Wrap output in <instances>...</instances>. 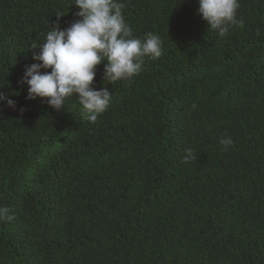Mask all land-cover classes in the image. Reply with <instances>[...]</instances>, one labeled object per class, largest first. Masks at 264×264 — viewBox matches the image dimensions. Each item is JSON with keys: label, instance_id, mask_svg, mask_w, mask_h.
Wrapping results in <instances>:
<instances>
[{"label": "trees", "instance_id": "16d2710c", "mask_svg": "<svg viewBox=\"0 0 264 264\" xmlns=\"http://www.w3.org/2000/svg\"><path fill=\"white\" fill-rule=\"evenodd\" d=\"M121 2L163 51L112 84L97 66L111 102L93 123L75 97L57 111L18 83L74 0H0V91L16 102L0 104V264H264V0H238L223 37L198 0Z\"/></svg>", "mask_w": 264, "mask_h": 264}, {"label": "clouds", "instance_id": "9594fccd", "mask_svg": "<svg viewBox=\"0 0 264 264\" xmlns=\"http://www.w3.org/2000/svg\"><path fill=\"white\" fill-rule=\"evenodd\" d=\"M73 4L79 9L75 14L78 19L63 29L58 21L52 24L44 42L30 48L35 62L25 66L18 83L28 86L26 100L46 98L57 111L65 109L68 98L75 97L85 118L94 123L111 102L107 87H93L97 66L107 61L102 77L107 84L131 79L141 72L145 57L162 55V41L152 32L143 38L133 36L122 14L125 4L121 0H74ZM198 5V14L221 37L232 25L243 24L236 19L238 0H198ZM5 103L16 107V102L0 91V104ZM219 143L227 150L233 141L226 136ZM185 152L183 162L195 159L191 149ZM13 219L7 207H0V220Z\"/></svg>", "mask_w": 264, "mask_h": 264}]
</instances>
